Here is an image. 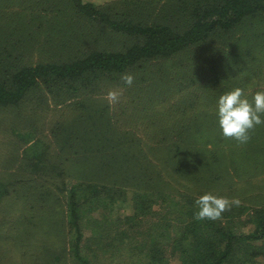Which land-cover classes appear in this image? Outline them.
I'll return each mask as SVG.
<instances>
[{"label":"trees","instance_id":"16d2710c","mask_svg":"<svg viewBox=\"0 0 264 264\" xmlns=\"http://www.w3.org/2000/svg\"><path fill=\"white\" fill-rule=\"evenodd\" d=\"M33 1L45 5L36 10L27 9L25 4ZM51 2L53 6L66 3L67 7L74 8L72 20L79 16L110 28L125 41L111 48L99 45L71 61L4 68L0 75V106L18 105L41 86L50 91L62 90L67 97L76 98L77 105H82L83 98L85 101L95 95L103 98L107 93L101 85L103 82L120 83L131 76L133 83H140L132 87L124 82L125 89L130 90L125 92L128 95L125 104H111L102 99V108L83 110L75 125L66 127V161L79 165L87 162L92 180L88 185L75 184L69 196L66 194V235L62 244L71 257V264H93L90 255L95 257L96 252L87 245L91 237L86 240V252H83L84 219L100 223L101 228H105L103 222L111 219L108 212L102 220L87 215V204L96 202L118 205L120 209L131 207L132 211L119 215L120 231L115 238L135 239L136 248L144 251L146 264H168V254H179L181 264L253 261L264 248V206L247 218L253 224L252 229L237 231L232 226L234 205L229 203L227 211L216 220H201L196 218L194 201L223 181L235 182L234 177L243 176L240 170L250 177L257 171L264 172V124L249 130L250 139L241 144L224 137L216 120L219 95L236 87L244 89L249 98L257 91H264V0H181L177 6H170L166 1L150 8H147L149 4L140 2L129 13L106 10L84 0H0V17L8 18L3 16L8 14V6L23 5L22 14L27 18L34 20L38 14L55 18L51 15ZM56 7L53 10L59 11L60 6ZM251 20L261 28L253 37V45L245 47L240 54L242 57L231 62L227 57L215 59L209 69L202 64L204 58L197 55L193 60L200 61L201 65H196L191 76L177 71L171 72L164 84L145 82V68L150 63H171L182 53L193 51V47L199 50L215 38L225 41L229 34L241 32L242 37L247 32L243 26ZM253 62L255 66H250ZM209 70L213 71V77H208L212 76ZM123 97V94L119 96ZM128 115L132 121L121 124ZM35 165L37 169L46 167L40 159ZM76 171L78 168H66V184L67 177ZM102 176L108 183L98 182ZM9 191V186L0 183V201ZM45 191L40 190L41 199L49 202L48 195L53 192ZM155 205L161 206L160 212ZM154 212L161 217L150 221L148 230L161 226L163 231L161 235L150 234V243L145 249L143 239L138 238L141 236L138 234H143L139 228ZM16 226L27 227V235L34 236V214L26 222L18 221ZM93 239L105 240L104 244L110 241L103 235ZM98 243L99 250L109 249ZM35 252L38 264H48L51 258L62 260L61 255L53 257L47 249ZM62 254L67 260L65 250Z\"/></svg>","mask_w":264,"mask_h":264},{"label":"rangeland","instance_id":"374dc122","mask_svg":"<svg viewBox=\"0 0 264 264\" xmlns=\"http://www.w3.org/2000/svg\"><path fill=\"white\" fill-rule=\"evenodd\" d=\"M84 1L121 13L135 11L134 8L140 2L143 5L149 4L146 5L147 8L157 7L166 1L170 2V6H177L181 2V0ZM25 5L27 9L36 10L43 8L45 4L33 1ZM55 5L60 6L59 11L53 10L57 8L53 6V2L49 4L51 15H55V18L41 17L43 15L38 14L34 20L22 14L23 5L7 7L8 14L3 16L8 18L0 17V55L2 54L0 75L4 68H11L12 65L71 61L75 56H81L82 52L87 53L99 45H107L111 48L125 41L124 37L114 33L110 28L87 22L79 16L72 20L74 8L67 7L66 3ZM260 28L258 23L251 20L248 25L243 26V31L247 32L242 37H240L241 32L229 34L225 41L215 38L204 47L202 46L203 48H197L199 50L193 47V51L190 49L182 53L171 63L168 61L158 62V65L150 63L145 68L147 71L145 82L147 81L149 85L164 84L170 77V73L177 71H182L185 76H191L195 73L196 65H201L200 61L193 60L197 55L204 58L202 64L207 65L209 69L215 59L227 57L229 62L234 61L235 58L242 57L240 54L244 52L245 47L253 45V37ZM7 52L12 55L8 56ZM250 66H255L254 62ZM209 71L212 76L208 77H213V71ZM124 82L125 80L120 83L115 81L101 83L103 90L107 91L105 95H102L103 98H96L97 95L88 97L86 101L83 98L82 105H77L74 102L77 99L67 97L66 92L62 90L50 91L45 86H41L35 88L18 105L0 106V183L10 187L8 194L0 201V264H38L35 251L39 253L43 249H47L48 254H53V257L62 256V260L51 258L48 264H71V257L64 247L65 244H62L66 235V194L69 196L70 189L75 184L88 185L92 180L91 168L87 162L79 165L71 160L66 161V127L74 126L78 115L83 110L90 108L97 111L102 108L104 100L111 104L117 102L125 104L128 98L125 92L130 90L129 87L125 89ZM136 84L140 85V83L132 82L131 86L136 87ZM112 94H115V98ZM121 94L124 95L123 99L119 98ZM112 108L113 111L116 110L115 107ZM212 110L214 113V104ZM131 121L128 115L122 119L121 124ZM176 126L182 127L180 124ZM101 137L107 138L108 135H101ZM35 142H37L36 147H34ZM30 145L31 148H29ZM108 147L110 148V143ZM39 159L46 165L43 169H37L35 165ZM66 168H78V171L67 177V184ZM224 169L227 168L224 167ZM240 172L243 176L234 177L235 182L228 184L227 181H223L217 188H209L207 192L223 197L234 205L236 211H231L234 220L232 226L237 231H247L253 226L247 218L257 208L264 206V172L257 171L252 177L242 170ZM98 182L108 183L103 176ZM86 188L88 192L89 187ZM46 189L48 193L53 192L48 195L49 202L41 199L42 195H40V190L46 192ZM235 201H238L240 205L233 204ZM242 205L245 207L244 210L241 209ZM155 208L160 212V205H155ZM228 208L229 206L224 211ZM129 211H132L131 207L120 209L118 205L110 206L98 202L87 204L86 212L92 219L97 217L102 220L105 213H111L110 221L103 222L105 228H101L100 223L88 222L86 217L84 219L86 239H83V243L85 245L86 240L91 237L87 245L92 246L96 252L95 257L94 254L90 255L93 264H146L148 262L145 261L144 251L136 248L135 239L131 241L130 238H124V241H121L115 238L120 231L119 215ZM31 214H34L35 226L32 233L35 234L29 237L27 227L16 225L18 221L26 222ZM158 217H161L159 213H152L139 228V233L143 234H138L141 235L138 238L143 239L145 249L150 243V234L161 235L163 231L161 226L148 230V223ZM36 219L37 222H35ZM99 235L110 240L105 244V240H98L109 249L99 250L101 245L93 239V237L97 239ZM108 243H111V246ZM35 246H38V250H35ZM86 247L85 245L84 253ZM64 250L68 255L67 260L62 254ZM168 255V264L182 263L179 254ZM255 257L253 261L240 262V264H264V248H261ZM43 264L47 263L43 262Z\"/></svg>","mask_w":264,"mask_h":264},{"label":"clouds","instance_id":"9594fccd","mask_svg":"<svg viewBox=\"0 0 264 264\" xmlns=\"http://www.w3.org/2000/svg\"><path fill=\"white\" fill-rule=\"evenodd\" d=\"M129 85L133 78H124ZM115 98V94H112ZM216 120L221 134L226 138H232L241 144L250 139L249 130L264 124V91H257L249 98L245 90L236 87L219 95L216 100ZM197 208V219L216 220L229 201L223 197L206 192L194 201ZM238 203V201H235Z\"/></svg>","mask_w":264,"mask_h":264}]
</instances>
